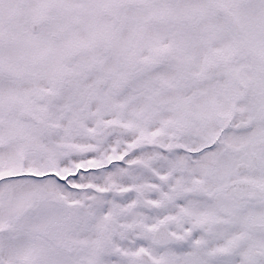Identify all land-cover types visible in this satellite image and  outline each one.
<instances>
[{"label":"snow or ice","instance_id":"snow-or-ice-1","mask_svg":"<svg viewBox=\"0 0 264 264\" xmlns=\"http://www.w3.org/2000/svg\"><path fill=\"white\" fill-rule=\"evenodd\" d=\"M0 264H264V0H0Z\"/></svg>","mask_w":264,"mask_h":264}]
</instances>
